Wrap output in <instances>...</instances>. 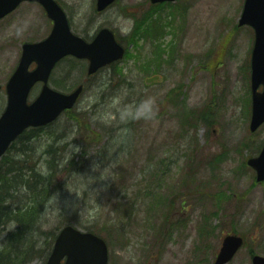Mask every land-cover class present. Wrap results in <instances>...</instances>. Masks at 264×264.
<instances>
[{
    "label": "rangeland",
    "instance_id": "1",
    "mask_svg": "<svg viewBox=\"0 0 264 264\" xmlns=\"http://www.w3.org/2000/svg\"><path fill=\"white\" fill-rule=\"evenodd\" d=\"M58 1L71 17L76 34L91 39L99 29L110 28L131 57L126 56L117 66L105 67L93 77L87 76L86 61L75 62L72 58L54 71L50 84L60 91L67 93L85 83L86 90L74 111V116H81L84 122L64 114L25 150L31 162L41 160V170L48 169L50 155L38 157L51 146L62 159L87 151L91 166L76 174L68 181L69 188L55 193L47 203L20 188L14 205L25 209L26 217L37 215V200L44 206L39 213L41 230L29 235L35 249L46 247L49 237L45 233L57 232L78 203L83 224H111V235L102 232L110 239V264H212V253L216 250V256L223 237L235 228L244 235L247 245L230 264H251V250L264 256V183H257L255 172L245 165L264 144V125L255 133L249 129L248 64L254 31L238 24L245 0H188L159 8L153 7L150 0H119L102 13L96 11V0ZM156 12L153 19L164 26V33L159 31L152 38L128 44L136 21ZM51 27L44 11L33 3L22 4L0 22L1 84L17 67L22 44L45 39ZM40 89L38 85L32 90L30 102ZM173 94L183 107L171 104ZM149 98L154 114L136 118L133 113L137 106ZM4 106L5 96L0 93V115ZM184 107L196 117L213 108V125L208 129L203 121L196 120L198 125L186 130ZM94 129L102 135L100 144L90 141ZM195 134L197 146L192 143ZM23 141L25 138L10 150L9 157H21ZM196 147L200 148L198 154ZM221 152L223 158L216 166L209 163ZM210 153L211 157L205 156ZM191 173L194 181L196 177L204 180L211 192H233L227 194L223 213L213 221L218 228L211 235L212 249L205 261L200 259L196 244L201 215L209 210L206 202L189 200L185 204L188 212L180 215L185 223L176 228L172 238H164L161 247L150 249L156 240V221L162 208H157L158 196L185 190ZM66 175H58L56 183L64 185ZM183 192L187 199L188 191ZM135 203L134 210L126 207ZM164 204L160 200V205ZM16 229L17 223L12 222L0 233V252L6 249V237ZM24 264L45 261L35 257Z\"/></svg>",
    "mask_w": 264,
    "mask_h": 264
},
{
    "label": "water",
    "instance_id": "2",
    "mask_svg": "<svg viewBox=\"0 0 264 264\" xmlns=\"http://www.w3.org/2000/svg\"><path fill=\"white\" fill-rule=\"evenodd\" d=\"M24 1L40 3L53 20L54 26L50 36L44 41L23 46L19 65L7 84L8 105L0 117V158L26 129L47 125L76 104L83 85L67 94L48 84L58 61L69 55L87 59L88 74L92 75L125 55V48L108 28L101 29L92 42L75 35L65 12L54 0H0V19ZM115 1L97 0V10L104 11ZM175 1L177 0H151L153 4ZM239 24L251 26L255 32L251 119V130L254 132L264 123V90L258 91L261 85L264 87V0H245ZM33 63L37 67L30 70ZM37 82L43 83L42 90L32 103H28L30 91ZM248 164L257 171V180L264 181V147L260 155L251 158ZM242 245L241 237L227 236L215 264L228 263ZM47 264H108V247L96 234L67 225L59 232ZM253 264H264V257L255 256Z\"/></svg>",
    "mask_w": 264,
    "mask_h": 264
},
{
    "label": "trees",
    "instance_id": "3",
    "mask_svg": "<svg viewBox=\"0 0 264 264\" xmlns=\"http://www.w3.org/2000/svg\"><path fill=\"white\" fill-rule=\"evenodd\" d=\"M162 5L153 6L155 8H159ZM156 13H151L147 17L136 21L134 34L129 38L128 44H134L140 42L141 39L152 38L154 34L160 31V34L164 33V26H159L158 21L155 22L153 16ZM160 28V29H159ZM87 38V37H86ZM138 41H137V40ZM161 48V45H160ZM127 57H131L130 54ZM117 66V65H116ZM69 76V75H68ZM66 79V78H65ZM173 105H179L183 107V103L173 94ZM209 108V107H206ZM205 108V109H206ZM213 108H209L207 112L201 113L196 117V113H192L191 110H187L184 107L185 112V123L184 128L187 130L190 127H196L198 122L196 120H201L203 123L210 127L214 123V113ZM74 111H69L68 114H72L74 116ZM215 111V110H214ZM201 112V110H200ZM76 121H80L83 123L84 119L81 116H74ZM43 131L42 128L31 129L27 131L21 138H25V142L22 143V147L19 149L21 157L19 156H5L0 161V233L9 226L10 223H17V229L15 232L11 233L6 237V249L4 252H0V264H24L25 261H32L35 257H41L42 260L46 261L53 245V241L57 236V233L47 232L45 233L47 237L45 240L46 247L38 250L35 249V246L32 243V238L29 236L32 232L41 230V221L40 214L44 210V206H41L40 201H36V216L26 217L27 212L25 209L19 208V206H15L18 195L21 193L20 188L24 187L26 190L28 189L29 193H34L37 197H42L44 202L47 203L50 201L52 196L55 193L60 192L66 187L69 188V182L72 181L76 174H80L88 170L91 166V160L86 158L87 151L82 152L81 156H72L66 157L62 159L61 157H57L55 153L52 151V146L50 149H47L46 152L41 154L38 158H42V156L50 155L49 160H47L48 169L41 170V160L38 159L34 162L29 160V154L25 150V148L29 149V143L37 138V135ZM90 141L101 143L102 135L98 132H95L93 135H89ZM194 144L196 146L199 144L197 137L192 138ZM89 141V142H90ZM202 148V147H201ZM195 149V148H194ZM193 149V151H194ZM200 148L195 149V153L198 154V150ZM223 153L216 155L213 157V160L209 163L216 166L222 158ZM205 156H207L205 154ZM81 157L82 160L78 161V158ZM208 157V156H207ZM194 158L191 162L195 163ZM200 164V162H199ZM194 167V166H192ZM195 168V167H194ZM193 171V170H191ZM67 173L66 181L64 185H60L56 183L57 176ZM192 174V173H191ZM161 177V175H160ZM190 185L185 187L186 189L183 191H188V197L185 199V192H173L171 196L159 195L158 209L161 208V214H159L158 227H156L155 238H160V242H163L164 238H172L177 227L182 226L185 223L184 217H180L184 211L188 209L185 207V204L189 200H193L194 202H206L209 205V210L204 211L201 215V222H199L198 226V245L197 249L202 252H207L212 249L211 246V235L216 231L217 225H214L213 221L218 219L220 214L224 211V204L227 202V190L218 189L214 192L208 190L207 184L204 180H199L196 177L194 181V175L189 176ZM194 181V182H193ZM192 186L195 188L192 189ZM86 194V193H85ZM160 200L164 202V206L160 205ZM231 202V201H230ZM17 207V209L13 207ZM27 205H25L26 207ZM213 206V209H211ZM128 209L134 210L137 207V204L127 205ZM16 210H19L21 213H15ZM73 213L66 217L64 225H74V226H82L85 231L95 232L102 234L103 231L108 233L112 232V226L110 224L98 226L94 222V224H90V226L83 224L80 217V209L78 210V203L74 204ZM188 211V210H187ZM35 224V227L33 225ZM59 230V228H58ZM108 237V236H107ZM27 247V248H26Z\"/></svg>",
    "mask_w": 264,
    "mask_h": 264
},
{
    "label": "clouds",
    "instance_id": "4",
    "mask_svg": "<svg viewBox=\"0 0 264 264\" xmlns=\"http://www.w3.org/2000/svg\"><path fill=\"white\" fill-rule=\"evenodd\" d=\"M153 101L151 98L142 101L139 106H137L135 112L133 113L136 118L141 116L148 118L154 114V109L152 107Z\"/></svg>",
    "mask_w": 264,
    "mask_h": 264
},
{
    "label": "flooded vegetation",
    "instance_id": "5",
    "mask_svg": "<svg viewBox=\"0 0 264 264\" xmlns=\"http://www.w3.org/2000/svg\"><path fill=\"white\" fill-rule=\"evenodd\" d=\"M50 22H51V21H50ZM51 25H52V22H51ZM9 79H10V78H9ZM9 79H8V80H9ZM8 80H7L5 83H3V84L0 83V85H1V87H2L1 90H0V93H3L4 96H5V106H4V109H3L2 113H1V115L4 113V111H5V109H6V106H7V100H8V97H7L6 85H7ZM1 115H0V116H1ZM249 256H250V258H251V264H253L252 257H253L254 255L249 254Z\"/></svg>",
    "mask_w": 264,
    "mask_h": 264
}]
</instances>
